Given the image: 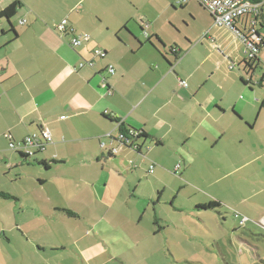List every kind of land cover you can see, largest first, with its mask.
<instances>
[{
  "label": "crops",
  "instance_id": "0c3cea01",
  "mask_svg": "<svg viewBox=\"0 0 264 264\" xmlns=\"http://www.w3.org/2000/svg\"><path fill=\"white\" fill-rule=\"evenodd\" d=\"M151 1L145 8L137 0H19L25 22L18 17L14 41L7 44L9 34L0 41V153L9 148L14 167L24 169L11 143L43 128L51 141L31 148L35 162L49 164L45 175L21 174L14 180L21 187L0 189L15 198L0 197V264H146L144 250L161 232L144 220L151 193L161 187L159 204L167 175L185 186L191 170L217 191H201L202 203L249 210L264 225V42L252 62L242 39L254 17L229 28L196 0H169L194 1L209 15L199 33L172 37L170 56L160 19L171 7ZM10 2L0 0V12ZM63 19L68 31L60 32ZM254 19L264 41V7ZM82 32L89 40L72 46ZM119 125L144 134L137 149L118 140ZM146 154L148 166L122 163ZM144 183L152 191L144 193Z\"/></svg>",
  "mask_w": 264,
  "mask_h": 264
},
{
  "label": "rangeland",
  "instance_id": "374dc122",
  "mask_svg": "<svg viewBox=\"0 0 264 264\" xmlns=\"http://www.w3.org/2000/svg\"><path fill=\"white\" fill-rule=\"evenodd\" d=\"M137 1L145 3V8H149L152 3L151 0ZM164 2L169 5V0H164ZM157 4L160 7L162 3L159 1ZM170 7L161 14L160 22L165 21L167 24V27L162 29L165 38V41L162 40V42L166 47L164 50L171 56V49L169 50L167 44L172 41V37L178 35L180 31L181 34L188 31L193 34L199 33L204 21L208 19L209 15L194 1L188 6ZM18 17L20 16L17 13L11 19L14 26L18 25L17 22L20 18L24 19V17ZM3 21H5L4 18L0 19V22ZM0 27L8 29L9 25L6 22L5 26ZM133 28L135 33L138 34V37L144 40V35L141 33L136 21L133 23ZM262 31L264 33V28H262ZM82 34H88L90 36L87 32H82ZM3 37L0 34V41L4 39ZM88 40L82 41L81 44ZM4 46L2 45L0 50ZM259 72L260 70L258 69ZM40 133L41 130L36 134L40 135ZM2 146H5L3 137L0 138V147ZM7 149L3 153H0V189H8L16 183L20 186L14 180L15 177H19L21 174L33 175V177L38 174L41 176L45 175L43 165L37 162L29 163L22 161L16 153L14 154V159L17 158L18 161L22 162L24 169L14 167L13 156L11 157L14 152L9 148ZM11 152L13 153L11 154ZM5 155L6 158H4ZM138 157L128 155L123 159H115V162L118 163L122 159V163L128 166L130 160L134 164L145 161V166H148L151 158L148 154H146L147 160H143L141 156ZM167 169L172 172L173 168ZM193 175H195V171L191 170L189 180L191 182H185L187 184L185 186L182 183L177 184L176 181L170 179L167 175L162 181L167 186V192L160 198L159 204H156L155 201L157 194L162 193L161 187L157 186L159 191L153 190L156 194L151 193V196L154 195V197L152 196L153 202L148 205L144 220H149L155 229L161 227V229L159 228L161 232L155 231V234L152 235V251H149V249L144 250V255L147 259L146 264H264V225L260 223V217L255 218L249 210L229 209L218 204L206 210L195 209L194 206L196 205L199 206L204 203H209L208 199H205L204 203L201 202L204 197L202 195L204 192L210 195L208 191L214 194H217V191L210 190L209 187L205 188L200 184L201 178L193 177ZM152 182L154 183V181ZM170 182L173 185L172 188ZM48 186L51 185L49 184ZM217 186L219 184L213 186V188ZM150 188L152 191V185L150 183L143 184L144 193ZM40 189L39 191H41ZM131 191H133V188ZM170 194H177V198L173 202H171ZM195 201L199 202L196 204ZM142 203L144 204V202ZM140 205L141 202L138 203V207ZM155 207L157 212H154ZM243 216L247 217L245 221H243ZM155 218L158 223L156 226H154L153 221Z\"/></svg>",
  "mask_w": 264,
  "mask_h": 264
},
{
  "label": "built area",
  "instance_id": "2783aa9c",
  "mask_svg": "<svg viewBox=\"0 0 264 264\" xmlns=\"http://www.w3.org/2000/svg\"><path fill=\"white\" fill-rule=\"evenodd\" d=\"M177 4H185L190 0H173ZM198 1L202 7L209 12L212 16L213 21L217 25L226 26L229 28H235V21L242 16H250L256 18L260 13L261 3L250 2L248 0H196ZM252 18L251 27L247 30V32H242V39L245 44V55L248 60L253 59L258 50L259 45L262 43L263 37L260 36L256 32V28L254 27L255 19ZM25 20L21 19L20 23H24ZM68 28L66 19H63L58 25V30L60 32L66 31ZM72 31V28H69ZM88 34H80L79 36H74L70 39V44L72 46H79L82 41L88 40ZM95 56H103L104 51L102 49H95L93 52ZM89 64H93L92 61L88 62ZM82 63H79V66H82ZM107 71L110 74H113L114 69L112 65L107 66ZM1 74V68H0ZM181 85H186L184 80L180 81ZM101 88H106L107 83L105 79L101 83ZM127 134H123L119 132V141H124L125 144H129L133 149L138 148V144L135 143V138L139 135V132L135 130H128ZM51 141V135L47 128H43L41 130L40 135L33 133L25 136L21 141L11 144V147L15 150L25 149V152L28 155L33 154V150L31 148L40 149L43 148L45 143ZM104 146V144H101ZM114 153L116 149L112 150ZM179 165L176 166L178 168ZM246 220V217L243 218V221ZM264 221V219H263Z\"/></svg>",
  "mask_w": 264,
  "mask_h": 264
},
{
  "label": "trees",
  "instance_id": "16d2710c",
  "mask_svg": "<svg viewBox=\"0 0 264 264\" xmlns=\"http://www.w3.org/2000/svg\"><path fill=\"white\" fill-rule=\"evenodd\" d=\"M248 1H250V2H255V3H261V9H262V7H264V0H248ZM20 5H21V3L19 2V0H12V2H10L9 5H8L7 7H5V8L0 12V19L4 18V20H5V21L8 23V25H9V27H8V29H7L6 31H4L3 29H1V31H0V34H1L2 36L7 35V34L10 35V39H9V41L7 42V44L10 43V42H12V41H14V40L18 37V33H17V31L15 30L14 25L12 24L11 19L16 15V13H17V11H18ZM256 29H257V28H256ZM66 31H68V29H67ZM256 32H257L260 36H262V35L259 33L258 29L256 30ZM89 37H90V36H89ZM261 42L263 43L264 41L261 40ZM262 43H261V44H262ZM261 44L259 45V48H260ZM172 52H176V50L174 49V50H172ZM258 52H259V50H258ZM258 52H257L256 56H255L253 59H250V61L254 62V61L257 59ZM246 60H247V59H246ZM248 63H249L248 61H247V62L245 61V64L248 65ZM1 72H2V70H1ZM119 132H122V133L125 135V134H127V132H129V131H128V129H125L122 125H119ZM140 137H144V134H143V133H142V134H139V135L135 138V143H136V144H138L136 140H137L138 138H140ZM18 142H19V141H18ZM11 144H13V143H11ZM128 145H129V144H128ZM15 153L18 154V156L21 158L22 161H26V162H30V163H32V162L34 161V156L37 154V152H33V154L28 155L25 151H21V150H15ZM34 162H35V161H34ZM52 162H57V161L54 160V161H52ZM37 163L43 165L44 169H48V168H49V164H48L46 161H39V162H37ZM0 197H2V198H6V199H9V198H13V199H15V198L13 197V195H11L10 193H8V192H3V191H0ZM216 205H217L216 202H209V203H207V204L199 205V208H202V209H210V208H212V207H214V206H216ZM64 211H65L66 213H68L69 215H71V216L74 215V214H72V212L69 211V210H64Z\"/></svg>",
  "mask_w": 264,
  "mask_h": 264
}]
</instances>
